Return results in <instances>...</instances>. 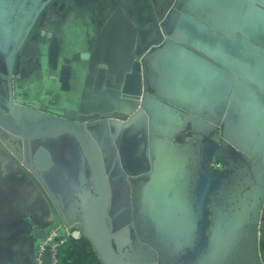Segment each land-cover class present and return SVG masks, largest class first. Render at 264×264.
Here are the masks:
<instances>
[{"label":"water","instance_id":"1","mask_svg":"<svg viewBox=\"0 0 264 264\" xmlns=\"http://www.w3.org/2000/svg\"><path fill=\"white\" fill-rule=\"evenodd\" d=\"M50 1L0 0L8 86V97L0 94V128L15 139L2 141L27 174L42 182L39 173L53 161L29 143L65 133L76 140L92 179L77 188V214L61 213L52 223L56 239L66 232L85 237L103 264H262L264 0H163L160 14L155 10L162 39L133 61L137 94L119 115L13 101L15 59L31 53ZM132 46L124 49L125 64ZM216 132L218 140L211 137ZM227 148L251 166L250 189L234 204L225 191L228 169L210 165L225 159ZM120 194L127 204L118 217ZM46 236L37 230L35 247Z\"/></svg>","mask_w":264,"mask_h":264},{"label":"crops","instance_id":"2","mask_svg":"<svg viewBox=\"0 0 264 264\" xmlns=\"http://www.w3.org/2000/svg\"><path fill=\"white\" fill-rule=\"evenodd\" d=\"M161 1H69L67 7L61 5L59 14L67 11L52 22L50 30L43 29L47 34L36 47L47 64L42 66L41 83L55 104L77 114L123 113L137 94L138 71L133 61L162 39L153 15ZM130 43L125 64L123 53ZM45 140L29 143L33 149L43 146L53 161L49 170L39 173L44 183L29 176L18 161L0 163V264H32L35 232L43 229L48 234L61 213L70 218L77 214V188L92 179L72 136L65 133ZM126 204L122 194L115 199L118 217ZM62 239L59 264H103L85 237L66 232Z\"/></svg>","mask_w":264,"mask_h":264},{"label":"flooded vegetation","instance_id":"3","mask_svg":"<svg viewBox=\"0 0 264 264\" xmlns=\"http://www.w3.org/2000/svg\"><path fill=\"white\" fill-rule=\"evenodd\" d=\"M68 3L69 1L67 2L65 0H52L49 2V4L46 6V10L44 11L43 21L37 24L34 29L35 32L31 42L33 45V52L23 53L16 57L11 75V93L15 103L33 107L44 105L48 108H64L58 107L55 104V102L52 100L50 90L43 87L41 83V72L43 71L42 66L47 64L46 62L44 64L40 58L44 53H37L36 47L37 49L39 48L40 39H44L45 35L47 34L46 32H43V29L50 30L52 22L59 18V16L62 14V11L64 13L67 11V8H65L61 11V14H59V10L57 9H59L61 5L67 7ZM93 5V7H95V4ZM163 6H165L164 1H161L160 7ZM5 63L0 64V94L7 98V80L5 79L2 71L7 68ZM49 64L51 65V63ZM226 158L231 159L230 162L226 160ZM210 165L218 170L228 169L229 173L227 178L229 189L227 188L225 191H227L230 199H233V202L230 201L232 204H234V202H238L237 193L242 195L246 190L250 189V186L248 185V176L251 178V166L241 155L237 156L236 154H232V151L227 148L225 159L217 157L212 158ZM225 181H227V179ZM260 186L261 185L259 183L258 187ZM249 202H252L251 198L249 199ZM253 205H255L254 202ZM251 215L252 206L251 210H249V217H251ZM35 248L37 250V247Z\"/></svg>","mask_w":264,"mask_h":264},{"label":"rangeland","instance_id":"4","mask_svg":"<svg viewBox=\"0 0 264 264\" xmlns=\"http://www.w3.org/2000/svg\"><path fill=\"white\" fill-rule=\"evenodd\" d=\"M160 6V3L157 5ZM161 10H158V15L160 14ZM156 14V11H154V18L155 20L158 21V15ZM10 135L4 131L3 129L0 128V163L3 161H18L17 157L14 155L13 151L11 149H9L5 143H3L2 138H8L9 139ZM211 137L215 140H218L219 137V132H216L215 134H212ZM47 141V139L45 140ZM39 142V140H38ZM30 143H37L35 140L31 141ZM62 144V143H61ZM78 145V144H77ZM22 164L23 163L21 161H18ZM25 169L26 167L23 166ZM27 171V169H26ZM28 173V171H27ZM56 229V228H55ZM258 241H257V253H258V257L259 260L262 264H264V203L263 206L261 207V211H260V218H259V222H258Z\"/></svg>","mask_w":264,"mask_h":264},{"label":"built area","instance_id":"5","mask_svg":"<svg viewBox=\"0 0 264 264\" xmlns=\"http://www.w3.org/2000/svg\"><path fill=\"white\" fill-rule=\"evenodd\" d=\"M58 233L55 230L50 231L44 241L38 245L32 264H42L44 246L48 247V264H59V245L62 238L56 239Z\"/></svg>","mask_w":264,"mask_h":264}]
</instances>
